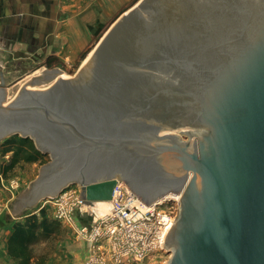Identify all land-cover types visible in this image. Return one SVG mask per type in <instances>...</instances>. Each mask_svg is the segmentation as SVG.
I'll list each match as a JSON object with an SVG mask.
<instances>
[{"label":"water","instance_id":"obj_1","mask_svg":"<svg viewBox=\"0 0 264 264\" xmlns=\"http://www.w3.org/2000/svg\"><path fill=\"white\" fill-rule=\"evenodd\" d=\"M91 54L9 105L0 69V141L52 160L11 211L79 185L95 217L121 180L147 207L179 194L169 264H264V0H140Z\"/></svg>","mask_w":264,"mask_h":264},{"label":"crops","instance_id":"obj_2","mask_svg":"<svg viewBox=\"0 0 264 264\" xmlns=\"http://www.w3.org/2000/svg\"><path fill=\"white\" fill-rule=\"evenodd\" d=\"M126 3L129 0H120ZM116 0H0V69L4 74L17 73V65L32 58L44 63L48 58L62 59L68 64L81 60L100 37L110 20L121 10ZM111 8V10H109ZM103 31V32H102ZM30 58V59H31ZM11 67H7V64ZM2 77H0L1 80ZM101 206V207H98ZM108 203L97 202L96 216L107 211ZM108 210V209H107ZM81 208L71 223H64L71 241L70 259L65 262L83 264L89 257V242L78 237V228L91 225ZM16 219L11 212L0 211V264H8L9 239L15 231ZM77 259L75 261V259Z\"/></svg>","mask_w":264,"mask_h":264},{"label":"rangeland","instance_id":"obj_3","mask_svg":"<svg viewBox=\"0 0 264 264\" xmlns=\"http://www.w3.org/2000/svg\"><path fill=\"white\" fill-rule=\"evenodd\" d=\"M117 1V0H116ZM120 1V0H118ZM140 0H129L126 3H121V10L116 13V16L110 20V24L106 30L101 33L100 37H96L93 42H96L94 47L89 51L84 52L81 56V60L77 63L68 64L65 60L57 58H48L44 63L33 62L32 58L26 61H22L17 65V76L15 80L7 82L8 95L6 97V103L9 105L19 95L24 88V84L31 82L34 78L41 77L44 71H61V75L68 79L73 78L78 71L89 61L93 50L97 47L106 32L116 23V21L126 12L135 7L136 3ZM111 10V8L109 9ZM0 58H2L0 56ZM31 58V59H30ZM1 62V60H0ZM7 67H11L8 63ZM2 81V78L1 80ZM52 83H45L41 85L40 90H45ZM22 137V136H21ZM190 140L188 135H183V141ZM50 154H42L41 149L37 146L32 138L26 139L25 142L20 140V135L11 136L5 140L0 141V211L11 212V215L18 222H24L26 218L32 215H37L40 221L45 217L50 226L49 233H44L35 240L30 247L29 256L23 264H74L72 262H65V259H70V251H72L70 236L64 223L55 218V207L51 202V199L47 201H41L32 208H28L22 215H17L11 211L12 203L17 198L23 197V195L29 190L32 179H37L40 175V167L50 163ZM120 178V177H118ZM121 179V178H120ZM79 190V185H71L70 188ZM8 257L11 259L8 264H22V259H16L11 257L8 253ZM77 260L75 256L73 257ZM172 259V254L167 245L163 246L162 250H159L156 254L150 258L143 260V262H132L129 264H169ZM77 262V261H76ZM78 264V263H77Z\"/></svg>","mask_w":264,"mask_h":264},{"label":"built area","instance_id":"obj_4","mask_svg":"<svg viewBox=\"0 0 264 264\" xmlns=\"http://www.w3.org/2000/svg\"><path fill=\"white\" fill-rule=\"evenodd\" d=\"M63 189L51 198L55 218L71 223L81 208L80 186ZM115 200L106 202L109 211L96 216L91 225L78 228V237L89 242V257L83 264H129L143 262L163 248L168 230L177 219V198L172 193L147 207L126 183L118 180Z\"/></svg>","mask_w":264,"mask_h":264},{"label":"trees","instance_id":"obj_5","mask_svg":"<svg viewBox=\"0 0 264 264\" xmlns=\"http://www.w3.org/2000/svg\"><path fill=\"white\" fill-rule=\"evenodd\" d=\"M28 138L20 136V140L25 142ZM15 231L9 239L8 253L11 257L22 259V264L27 260L30 252V247L35 240H38L44 233H49L50 226L47 219L44 217L40 221L37 215H32L25 219L24 222H18L15 226Z\"/></svg>","mask_w":264,"mask_h":264},{"label":"bare ground","instance_id":"obj_6","mask_svg":"<svg viewBox=\"0 0 264 264\" xmlns=\"http://www.w3.org/2000/svg\"><path fill=\"white\" fill-rule=\"evenodd\" d=\"M90 58H91V56H90ZM89 60H90V59H89ZM60 77H63V76L61 75ZM60 77H59V78H60ZM65 78H66V77H65ZM52 83H53V82H52ZM98 207H101V206H98ZM109 207H110V205L108 204V208H107L108 210L106 209V207H102L101 209H104V210L106 209V211L108 212V211H109ZM107 212H106V213H107ZM162 249H163V248H162ZM162 249H161V250H162Z\"/></svg>","mask_w":264,"mask_h":264}]
</instances>
